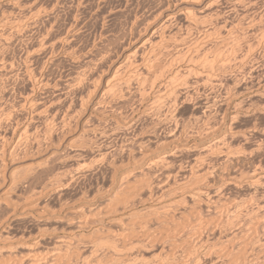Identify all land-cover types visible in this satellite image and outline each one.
Masks as SVG:
<instances>
[{"label":"rangeland","instance_id":"obj_1","mask_svg":"<svg viewBox=\"0 0 264 264\" xmlns=\"http://www.w3.org/2000/svg\"><path fill=\"white\" fill-rule=\"evenodd\" d=\"M176 1L177 0H19V2H16V4L14 3L15 8L13 6L12 10L10 9L6 12V9H4L5 15L17 18L19 17V19L21 20L30 18L29 20H25L27 21L26 23H29V21H31L30 23L35 22L36 25L32 24L35 27H33L31 24H29L30 26L27 25L28 28L23 32H29L30 34H28L29 37H26V39L24 36H28L27 34L23 33L19 35V38L17 36V39L21 42V44L25 41L28 45L32 43L33 45H30L31 48H29L30 46H28L26 42L21 45L18 41H15L13 39L14 42L17 43V47H15L16 45H14L15 43L13 42V45L10 48L11 51H7L10 52L8 53V57L6 54L7 52H3V55L5 56L6 54V58L8 60L12 59V61L16 65V69L13 67L11 71L13 72L14 70V72H16L17 74V77L21 74L23 76H21L23 80L20 76V78L18 77L19 80L17 81L12 78V76L10 77L11 79L8 80L0 77V80L1 78L3 79V82H1L4 84L3 86V84L0 82V86L2 84V86L4 87L3 88L1 86V88L3 89L0 90V108L1 106H4L3 108H1L2 110L0 109L1 111H4L2 114V116H4L1 117L2 127L0 126V134L2 133L0 135V139H2L0 140V177H3L5 180L4 183L0 186V202H2L1 198L4 197L3 193L9 188V186L11 187L12 185V188H9L10 190L8 192L10 197V205L11 207H13L16 205V203L18 204L15 206L17 212L8 215L10 214V207H6L5 205L0 203V222H2L0 225V236L3 237H0V247H9L10 249L12 248V250L10 251V255H6V252H3L5 253H2L3 255L0 254L2 256L6 255L5 258H1L2 256H0V264H2L4 260L9 261L11 259L13 260L9 263L4 262L3 264H12L11 262L15 264L17 260L21 259V256L22 258L24 257L23 255H25L26 258V252L19 249L18 245L22 243L24 245H28L29 243L30 245L36 238L37 228L39 229L40 226L38 225L40 224H37L35 219H22L23 214L20 210L23 208V206L27 205L26 203H28H24V201L29 200L30 203L28 204H33L34 202L36 203L38 201L43 207L49 210V212L55 213V211L57 212L61 210L62 215L60 217H62L64 220L60 222L57 221V223L50 222V225L48 224L47 228L49 232L45 235L46 239L37 248L38 250H36L34 254L37 255V252L40 253L41 251L39 252V250L41 249L43 250L42 252H49L52 250V248H54V237L69 238L74 233H76V230L73 231L74 226H67L66 222H64L69 217L68 214L65 215V213H70L73 210H75L73 212L76 213V210L78 211L79 209L78 213L85 214V211H87V209L90 207H97L100 210V213H108L111 209H113L115 202H117V199L115 197L119 196H117V191L118 187L122 185L120 181L122 177L126 174L129 175V177H131L130 180H132L130 182H133L135 180L138 181L140 180V178V181H144V179L147 180L151 177L149 176L151 174V171L147 172L148 170L146 169V166H151L154 161L156 162L159 158L164 156H167L166 160L168 158L170 159H168L167 162H172L174 165H176L175 168L177 169L178 167L181 168L184 165L182 168L185 167V170H183L182 168L181 169L184 172L188 173L187 171L189 170L188 166L191 162V158H193L194 155L201 154L203 152L204 155L202 154L203 156L201 155L200 159L206 161H202L203 164L205 163V166H215V179H212L213 181L209 180V182L206 183L204 182L205 184L201 182L203 185L200 182V184L198 182H194L193 184L196 183V187L193 184V186L191 185V187H200L201 189H203L202 191H218L216 193L217 196L220 197L221 202L223 201V205L229 203L228 205H225L228 207H232L236 203V201H241V198H243L242 200L246 202L248 193L245 190L243 191L245 187H242L243 184L246 185L248 183L249 185L250 180L251 183H253V181L258 182L260 180V183L263 181L261 185H264V0H199V3L198 1L194 4L190 2L192 5L190 3L187 4L186 1H184V3L180 0H178V2ZM21 4H23V6L25 5V8ZM231 4H234V6H232ZM16 5L21 10L18 9ZM20 6H22L23 8ZM28 6H31L32 9H28ZM35 6L37 8H35ZM183 7L188 9L189 11H195L194 13L192 12L193 14L190 13L191 18H188L189 21L184 20V18L182 20V17L179 18L180 16H177L178 14H180L179 12L184 9ZM39 8L41 11L39 10ZM234 8L235 10H233ZM25 10H27V13H25L27 15L25 16H28L29 13L32 14V12L33 14L36 12H42L41 14L39 13L40 16H38V18L40 17V19L38 20V18L30 14L29 17H25L23 15L24 12H26ZM42 10L44 11V13ZM8 11L13 13H8ZM19 11H21L20 15L22 14L24 18L19 15ZM30 16H32L34 19ZM173 16L178 19L171 18ZM168 18L170 19L168 20ZM192 18H195L194 22L192 21ZM198 20L200 22H198ZM188 22L190 24L189 27H187L189 25L187 24ZM192 22L194 25L192 24ZM32 33L33 36L31 35ZM72 34L75 36L70 40L69 36H71ZM208 35L210 36L209 38ZM43 36L46 37V39L50 37L47 39L48 43L46 42L45 38V40L40 39L39 42V37L43 38ZM203 36L204 38L207 37L208 39L206 38L207 40L203 41ZM60 37L67 38L65 39ZM73 38H75V40ZM21 39H24V41H21ZM43 40L46 45L48 44L47 46L50 49H45L44 51L47 50L46 52H48L47 54H49L52 50L50 59L48 60L50 62L52 60L50 64L48 61H46V57L43 56L46 52L42 50L40 51L38 47L39 44H37L38 42H43ZM35 42H37V46L35 45ZM64 42L66 43V47L64 46ZM163 42H166L167 44L165 43L164 45ZM191 42L193 43V47L191 46ZM189 43L191 45H189ZM204 43H206L205 46L207 48L204 46ZM250 43L252 44L249 45ZM200 44H202L204 47ZM34 45L35 47L32 48V46ZM186 45H188L189 53H187V50H185L187 48ZM199 45L203 49L199 47ZM13 46L15 47V49ZM51 46H53L52 49L50 48ZM24 47H27L26 49L29 50V52L31 51V49H33L34 51H39H31L34 53H31L32 55L29 56L30 60L27 59L28 62L26 63L25 61H22V59L24 60L23 56L25 57V53L27 52ZM248 47L251 49L248 50ZM34 48H36V50ZM180 50L181 52L185 50L187 55H184V51L182 52L184 53L183 57ZM197 50H199L197 52L198 54L202 52L201 54H199L200 56H198V54L196 53ZM178 51L180 53H177ZM176 53L177 55L179 54V56H181H175ZM169 54L171 56H168ZM195 54L197 55V58H199L196 59V57H193L194 60L193 58H189L190 60L188 59L189 61L188 63H186L187 58L189 56L192 57ZM101 55H103L104 57H102ZM164 55L166 56L165 58ZM175 57L179 59L183 57L184 59L180 61L182 59L181 58L178 61V59H175ZM174 59L175 62L178 61L177 64L173 62ZM144 60L146 61V64L143 63L145 62ZM191 60H193L192 62L195 63L191 64ZM228 60V64H225L223 66V64L225 63L224 61ZM13 62L12 64L14 65ZM22 62L25 63V68L24 65H22ZM149 64L150 66H148ZM0 65L2 67L0 68L1 71L5 66L7 67V69L9 68L8 65H5L4 67L2 66L3 64L0 63ZM221 66H223L222 70ZM6 67L1 73H4L5 70H7ZM145 67H147L148 70L146 69L145 71ZM187 67L191 70L193 69L194 73H196L193 75L191 70V74L188 73L189 70ZM30 68H32V71L30 70ZM40 68H42V72H44L43 81L42 79L37 78L39 72L41 71ZM19 69H21L20 72ZM26 69L28 70V73L26 72ZM178 69H182V71L180 72L182 74L179 73L178 75V73L175 72H179L180 70ZM183 69H185L187 75L185 74V71ZM29 70L33 73L34 76H36L35 74H37V76L34 78ZM25 72L29 76H27ZM198 72L200 73V75ZM30 74L32 76H30ZM203 74H208V77L207 75L205 76V78L207 77L206 81L208 83L204 81L205 78ZM131 75H133L134 78H132ZM173 75H176V77ZM136 76L137 78H135ZM13 77L18 79L16 76ZM169 77L172 78V80H168ZM12 79H14L15 81H13ZM5 81L10 83H7ZM39 82H41L42 85L39 84L38 86ZM13 83L15 86L13 85ZM65 86H67L68 88ZM111 86H113L114 88ZM8 87L11 88L13 93L12 91L8 90L10 89ZM110 88L113 89L110 90ZM173 88L175 90H171ZM30 91L34 93L31 94ZM253 92H257V94L261 93V95H259L260 97H256L257 94ZM27 95L30 99L36 98L38 100L37 101L35 99V102H38L36 103L37 105L40 102L37 107L40 108V111L43 110L44 107V113L42 111H36V109L33 107V105H30V103H23L22 100L27 98ZM86 100L88 101V103ZM157 100H159V102ZM153 102L154 104H151ZM150 104L153 105L154 108L151 107ZM233 104L235 105L234 107H232ZM45 108L48 110H46ZM4 109L8 112H6ZM13 112H15L16 114ZM9 113L13 114V116ZM63 113L65 118L64 116L62 117ZM235 113H237L235 115V118H232L231 120L230 117H232V115L234 116ZM67 115L70 117H68L69 121L67 119ZM5 117H7L8 119ZM62 118L65 119L64 121L68 122H66L65 125L62 124L61 127L62 121H59ZM7 121L9 123H6ZM10 121L15 125L13 123L10 124ZM52 121L54 124L52 123ZM66 124L68 125V127H66ZM15 126L16 128H14ZM49 133L52 138L48 136ZM25 141L26 143H24ZM220 141H222V144L219 145V143H221ZM224 142L225 145L223 144ZM15 145L16 147H14ZM222 145L224 146V148ZM218 146L220 147V149ZM227 147H230V150L228 151L234 152L233 154L229 152L231 158L228 157V151L226 154L225 148ZM176 149L184 150L181 151L182 154L178 153V156H168ZM186 149L190 150V153L185 152ZM206 150H209L208 153L206 152ZM204 151L206 153H204ZM206 157L207 159H205ZM2 162L4 164H2ZM177 162L180 164L177 165ZM111 164H113L114 166ZM180 165L182 166L180 167ZM115 168L118 169L116 170ZM113 170L115 171V175L113 174ZM142 171L145 172V175ZM3 172L5 173L3 174ZM132 172L135 174H133ZM141 174H143V177L141 176ZM135 177H137V179H135ZM142 178L144 179L142 180ZM22 179L23 181H21ZM237 179H239V182H237ZM228 182H230V184ZM233 185L236 186L233 187ZM28 186H30V188ZM218 188H221L220 190L222 191L218 190ZM222 188L226 189L224 190L225 192ZM148 191L143 190L140 193L138 192L139 199L136 196L137 199L135 198L136 200L134 202V207L135 209L137 208L136 210L141 211L143 208L152 209L155 207H159V205L160 207H162L169 203V205H167V207L163 209L166 210V208H169V211L173 210L177 213L184 212V210L188 208V204H190L188 203L189 200L187 198L186 199L188 201H186L187 203L184 202L185 204H183V201L180 200V197L181 199L183 198L181 196L183 193H178L175 194L174 197L172 195L169 196L166 200L164 198V200H161L158 198L160 193L157 194L155 192L157 190H154L152 197H150L151 194H149ZM219 192L222 193L218 195ZM141 193H144L145 195L141 196ZM37 194H39V197L36 196ZM40 194H42L43 196ZM221 194H224V197ZM146 195H148V197ZM225 196L228 199H231L228 200L227 198H225ZM236 196L238 199H240L238 200ZM29 197H31L32 199H29ZM221 197H223V199ZM248 199L246 204L242 203L243 206L241 204V206L238 208L239 214L240 210L242 211L240 214V218H238L239 214H235L234 216L237 217L238 220L244 216V218L246 219L247 217L250 218L249 215H252L250 213L253 212L255 213L253 215H256L257 219L251 216V218H254L255 220L251 221L257 222L258 220H262L264 218V211L262 213V210H259V213V211L257 210V213L256 208H254L255 205L252 207V200L249 201L252 198H250L249 200ZM260 199H264V196L260 197ZM260 199L259 201H261ZM160 200L162 203L160 202ZM173 200L175 202H173ZM227 200L228 202H225ZM180 201L182 205L176 208L177 202L178 205H180ZM112 202L114 204H112ZM248 202L252 203L250 207H248ZM230 203H232V206L230 205ZM173 204H176V207H174ZM129 205L124 206L125 211H119V213L110 215L109 217L115 219L122 213L128 214L130 210L134 209V207L132 208V206ZM247 208L250 209L245 211V209ZM202 209L206 210L204 206L202 207ZM206 212L203 213L202 211L199 214V217L203 213L204 215H206V218L203 214L200 217L202 218L201 220L203 222L207 221L209 223L210 219H212L213 221L211 220V222L213 224L211 225L213 227H211L216 231L209 228V230L207 231L209 232L210 229L211 231L208 233L206 230H204L203 233L206 231L204 235H202L203 233L199 231V233L201 234L200 239H185L187 238V236L190 237L191 234L197 231V229L192 230L193 228H195V222L194 224H191V222L194 220H190L191 222L189 220H185L189 221L188 223H190V226L193 225L194 227L191 228L187 223L183 221L185 224H187L188 227H185L186 231L183 229V234L180 235H183V237L185 238L182 239L183 237L180 236V239L176 241L172 240V243L177 242V245L175 243L173 244L178 248H173L174 246L171 241L166 242L164 251L166 249L167 250L165 252L162 251L163 253H160V255L158 254V256H160L159 258L163 259L164 256L166 257L167 255V257L174 258L173 254H176L180 259V255L185 253L184 257L187 259L189 258V255H187L189 251L186 249H191L193 245L197 246V243H199V245L201 244V248H203L200 250L202 254L204 253L205 257L213 258L212 256H214L215 258L216 256L219 258V256H223L222 260L224 259V263L222 264H242V262H246L245 264H264V223L260 225V228L257 227L256 223L255 225L251 223V225V221L249 220L250 222H248L247 220L248 224H246V226H241V228L238 227V225L236 226L235 224L234 226H231V230L229 229L230 226L225 227L223 226V224L219 226V221L221 222V219L224 218V214L218 215V213H215L214 209H212V212L208 211V214L210 216L205 214ZM5 213L7 215H5ZM214 213L216 216L214 215ZM243 213H245L246 215L248 214V216H246L245 214L243 216ZM221 215H223V217H221ZM5 216H7L8 218ZM207 216L210 218L208 219ZM53 217L57 218V215H54ZM217 217L221 219L219 220V218ZM213 218H215L216 221ZM244 218H242L241 221ZM224 219H222V222H224ZM239 222V226L242 225ZM96 223L97 224L94 223L95 225H93L98 227H106V221L103 223ZM3 224L6 225L4 226ZM216 226L218 227V229L215 228ZM235 227L240 228V231L242 232L239 233V229ZM247 227L250 231L247 229ZM188 228H190L194 232L192 233V231L190 229L188 230ZM253 228L255 232L253 231ZM52 229H54L55 232L51 231ZM223 229L224 231H222ZM87 230L85 229L84 231H82V233L86 236H88V233L91 232L89 229ZM226 230H229L228 233ZM187 231L190 232V234ZM230 231H233L231 232L232 235H229ZM211 232L213 234H211ZM237 232L238 234H236ZM246 232H249V235ZM254 233H256V235H254ZM245 234L246 236H248L246 237ZM251 234H253L256 238L252 237ZM225 235H227V241L224 240L226 238ZM6 237L9 238L7 239V241H5ZM237 237L239 239H237ZM219 238L222 241L219 240ZM10 240H12V242H10ZM184 240H186V242ZM198 240L199 242H197ZM215 240H219L220 243L219 241L216 242ZM223 241H226L227 243ZM188 242L189 244H185L183 246L184 243ZM206 242L207 244H205ZM239 242L241 244L239 246L241 247L244 245V247L240 248L238 244H236ZM203 243L205 244L204 246ZM209 243L210 245H218V247H220H216L218 248L216 251H214V249L212 250V248L210 250V246H208ZM232 243H235L236 246ZM231 244L234 247H238L235 248L237 251L234 249V247H232ZM189 245L191 246V248H189ZM199 245L197 247H200ZM181 246L183 248L185 247L184 249L186 251L181 248ZM231 247L235 251H231ZM9 248L7 250H10ZM13 249H16V251H13ZM88 249H86L87 251L85 249L84 251L82 250L83 252L79 250L78 255H80V258L78 262L80 261V259H82L83 257L85 258V256L87 255V257L89 258ZM229 249L231 252L229 251ZM168 250L170 251V253ZM174 250L175 253H173ZM222 250L224 251L222 252ZM226 251H228L227 254H225ZM208 252L209 254L207 255ZM210 252L212 254H210ZM229 252L231 254L233 252V254L231 255ZM260 252L263 253L259 255ZM164 253H166L167 255ZM253 253L256 255H254ZM169 254H171L172 256ZM10 256L12 257L10 258ZM131 256L133 258L136 255ZM225 256L227 258H225ZM7 257L10 259L8 260ZM144 257L148 256L144 255ZM184 257H182L181 260L186 261V259H183ZM110 259L111 258L107 259L109 263L111 262ZM14 260L16 261L14 262ZM22 261L19 260V262H17L19 264H24V262L26 261V264L28 260H24V262ZM105 261L106 260H104L103 264L108 263L107 261V263ZM81 262L82 261H80L79 263ZM170 263L172 264V262Z\"/></svg>","mask_w":264,"mask_h":264},{"label":"bare ground","instance_id":"obj_2","mask_svg":"<svg viewBox=\"0 0 264 264\" xmlns=\"http://www.w3.org/2000/svg\"><path fill=\"white\" fill-rule=\"evenodd\" d=\"M19 2V0H0V63L1 64H3L2 66L4 67L5 65H8V69H7V67H6V69L7 70H5V72L6 71H8L9 69V71L8 72H4V73H1V72H3L4 71V68H3V70L1 71V69H0V77H3V79L5 78V80L7 79H11L10 77L12 76V78H14L16 81L17 80H19V78L22 76L21 74L20 75H18V77H17V74H16V72H14V70H13V72L11 71V69H13V67L15 68V63L12 61V59H9V60H11L13 63H14V65L12 64V62L11 61H9L7 58H6V54H7V57L9 56L8 55V53H10V52H7V51H9L10 50V48L12 47V43L14 42V40L15 41H18V39H17V36H18V38H19V35H21V34H23L24 32L23 31H25V29H27L28 27H27V25H29V24H35V22L34 23H30L31 21H29V23H26L27 21H25V20H21V19H19V17L17 18V17H10L9 15H5V12H4V9H6L5 11L7 12V10H12L13 9V6H14V3L16 4V2ZM21 1V0H20ZM181 2L183 1V3H184V1H186L187 2V4L188 3H190V2H192L193 4L195 3V2H197L198 1V3H199V0H180ZM179 1V2H180ZM202 1V0H201ZM219 1V0H218ZM238 1V0H237ZM176 2H178V0L176 1ZM185 2V3H186ZM216 2V1H215ZM28 3V2H27ZM197 3V4H198ZM19 4V3H18ZM176 4H178V3H176ZM191 4V3H190ZM213 4V3H212ZM229 4V3H228ZM235 4V3H234ZM234 4L232 5V6H234ZM20 5V4H19ZM18 5V6H19ZM22 6H23V4H21ZM182 5V4H181ZM186 5V4H185ZM192 5V4H191ZM190 5V6H191ZM211 5V4H210ZM22 6H20V7H22ZM180 6V5H179ZM184 6V5H183ZM16 7H17V5H16ZM24 8H25V5L23 6ZM22 7V8H23ZM27 7V6H26ZM34 7V6H33ZM14 8H15V6H14ZM18 8V7H17ZM29 8H31V6L29 7L28 6V9ZM35 8H37L36 6H35ZM181 8V7H180ZM184 8V7H183ZM188 8V7H187ZM18 9H20V8H18ZM27 9V8H26ZM27 9V10H28ZM32 9V8H31ZM30 9V10H31ZM34 9V8H33ZM56 9V8H55ZM21 10V9H20ZM27 10H25L26 12H24V16L25 15H27V14H25V13H27ZM30 10H29V12H30ZM36 10V9H35ZM39 10H40V8H39ZM181 10V9H180ZM191 10V9H190ZM233 10H235V8L233 9ZM14 11V10H13ZM16 11V10H15ZM32 11H34V10H32ZM37 11V10H36ZM35 11V12H36ZM41 11V10H40ZM43 11V10H42ZM10 11H8V13H9ZM20 12L21 11H19V15H20ZM22 12H23V10H22ZM28 12V13H29ZM193 12V10L192 11H189L188 9H186V8H184V9H182L179 13L180 14H178L177 16H180L179 18H181L182 20H183V18H184V20H186V21H189L188 20V18L191 16V14L190 13H192ZM195 12V11H194ZM193 12V13H194ZM11 14L13 13V12H10ZM39 13L40 12H36V13H34L33 14V12H32V14H30V15H33L34 17H36V18H38V16H40L39 15ZM42 13V12H41ZM40 13V14H41ZM43 13H44V11H43ZM192 13V14H193ZM18 14V13H17ZM29 14H28V16H25V17H29ZM223 14V13H222ZM18 15V16H19ZM195 15V14H194ZM15 16H16V13H15ZM20 16H22V14L20 15ZM43 16V15H42ZM53 16V15H52ZM57 16V15H56ZM198 16V15H197ZM30 17H32V16H30ZM195 17V16H194ZM22 18H24L23 16H22ZM33 18V17H32ZM57 18V17H56ZM171 18H176V17H171ZM191 18V17H190ZM203 18V17H202ZM30 18H28L27 20H29ZM34 19V18H33ZM40 19V17L38 18V20ZM170 18H168V20H169ZM176 19H178V18H176ZM193 20V22L195 21L194 19L195 18H192ZM197 19H199V18H197ZM204 19V18H203ZM202 19V20H203ZM37 20V19H36ZM35 20V21H36ZM175 21V20H174ZM186 21H182V22H186ZM190 22H191V20H190ZM193 22H192V24H193ZM198 22H200L199 20H198ZM248 22V21H247ZM42 23V22H41ZM176 23V22H175ZM225 23V22H224ZM251 23V22H250ZM184 24V23H183ZM186 24V23H185ZM187 24H189V22L187 23ZM36 25V24H35ZM194 25V24H193ZM201 25V24H200ZM251 25V24H250ZM30 26V25H29ZM33 26V25H32ZM186 26V25H185ZM190 26V24L187 26V27H189ZM245 26H246V24H245ZM33 27H35V26H33ZM178 27H180V26H178ZM254 27V26H253ZM31 28V27H30ZM77 28V27H76ZM186 28V27H185ZM200 28V27H199ZM49 29V28H48ZM187 29V28H186ZM189 29H191V28H189ZM53 30V29H52ZM227 30V29H226ZM252 30V29H251ZM78 31V30H77ZM171 31V30H170ZM185 31V30H184ZM32 32H34V31H32ZM74 32V31H73ZM70 33H72V32H70ZM78 33V32H77ZM184 33V32H183ZM188 33H190V32H188ZM232 33V32H231ZM24 34H30L29 32H25ZM53 34V33H52ZM168 34V33H167ZM32 36H33V33L31 34ZM65 35V34H64ZM63 35V36H64ZM73 35V34H72ZM69 36L70 37V40L72 39V37H74L75 35H73V36ZM207 36V35H206ZM25 37V39H26V37H29V35L28 36H24ZM41 37H42V35H41ZM185 37V36H184ZM210 36L208 35V38H209ZM23 38V37H22ZM46 39V37H44L43 36V38H40L39 37V42H40V39L42 40V39ZM48 38H50V37H48ZM47 38V39H48ZM60 38H65V37H60ZM67 38V37H66ZM65 38V39H66ZM171 38H173V37H171ZM189 38V37H188ZM203 38H204V36H203ZM207 37H205L204 39H203V41L204 40H207L206 39ZM234 38V37H233ZM14 39V40H13ZM30 39V38H29ZM44 39V40H45ZM47 39H46V42H47ZM74 40H75V38H73ZM230 39V38H229ZM257 39V38H256ZM261 39V38H260ZM44 40H43V42L41 41V43H37V42H35V45L37 46V44H39V49H40V51L42 50V51H44L45 49H49L48 48V44L46 45V43L44 42ZM63 40V39H62ZM171 40V39H170ZM21 41H24V39L22 40L21 39ZM34 41H36V40H34ZM38 41V40H37ZM73 41V40H72ZM193 41V40H192ZM195 41V40H194ZM245 41V40H244ZM20 44H21V42L20 41H18ZM26 42V41H25ZM25 42H22V44L23 43H25ZM31 42V41H30ZM56 42V41H55ZM71 42V41H70ZM182 42V41H181ZM186 42V41H185ZM187 42H189V41H187ZM259 42V41H258ZM257 42V43H258ZM15 43V42H14ZM37 43V44H36ZM48 43V42H47ZM65 43V42H64ZM164 43V42H163ZM166 43V42H165ZM165 43H164V45H165ZM183 43V42H182ZM192 43V42H191ZM195 43V42H194ZM199 43V42H198ZM17 43H15L14 45H16ZM21 44V45H22ZM26 44H27V42H26ZM54 44V43H53ZM58 44V43H57ZM57 44H55V45H57ZM167 44V43H166ZM181 44V43H180ZM196 44H197V42H196ZM195 44V45H196ZM209 44V43H208ZM207 44V45H208ZM244 44V43H243ZM246 44V43H245ZM252 43H250L249 45H251ZM21 45H20V47H21ZM25 45V44H24ZM28 45V44H27ZM30 45H33L32 43L30 44ZM30 45H28V46H30ZM35 45L34 46H32V48L33 47H35ZM60 45H61V43H60ZM63 45V44H62ZM66 45V43L64 44V46ZM68 45V44H67ZM70 45V44H69ZM164 45H162V46H164ZM189 45H191L190 43H189ZM195 45H194V47H195ZM200 45H202V44H200ZM199 45V47H201ZM206 45V43H204V46ZM254 45V44H253ZM19 46V45H18ZM27 46V47H28ZM161 46V47H162ZM167 46H169V45H167ZM166 46V47H167ZM187 46V48L185 49V50H187V53H189V51H188V45H186ZM192 47H193V43H192V45H191ZM190 46V47H191ZM198 46V45H197ZM203 46V45H202ZM203 46V47H204ZM14 47V46H13ZM15 47H17V45L15 46ZM15 47H14V49H15ZM23 47V46H22ZM27 47H24L25 48V50L27 51V52H29V50H27L26 48ZM38 47H36V48H38ZM52 47L53 46H51L50 48L52 49ZM55 47V46H54ZM63 47V46H62ZM66 47V46H65ZM159 47V46H158ZM184 47H185V45H184ZM206 47V46H205ZM251 47V46H250ZM254 47V46H253ZM29 48H31V46L29 47ZM28 48V49H29ZM36 48H34L35 50H36ZM164 48V47H163ZM198 48V47H197ZM202 48V47H201ZM200 48V49H201ZM207 48V47H206ZM205 48V49H206ZM235 48V47H234ZM233 48V49H234ZM252 48V47H251ZM251 48H247L248 50H250ZM255 48V47H254ZM71 49V48H70ZM193 49H195V48H193ZM203 49V48H202ZM204 49V50H205ZM246 49V48H245ZM24 50V51H25ZM46 50V51H47ZM50 50V49H49ZM154 50V49H153ZM164 50V49H163ZM166 50V49H165ZM185 50H183L182 52H184ZM237 50V49H236ZM235 50V51H236ZM1 51H2V53H1ZM11 51V50H10ZM12 51H13V49H12ZM25 51V52H26ZM31 51H34L33 49H31ZM29 52V53H25V57L23 56V58H24V60L22 59V61H25V63L26 62H28V60H30L29 59V56H31L32 54L31 53H34V52H36V51H38V50H36V51H34V52ZM46 51H44V52H46ZM52 51V50H51ZM50 51V53L49 54H47L48 52H46V53H44V55L43 56H45L46 57V61H48L49 59H50V54L52 53ZM195 51V50H194ZM199 50H197L196 51V53L198 52ZM201 51V50H200ZM203 51V50H202ZM238 51V50H237ZM3 52H7L6 54H5V56L3 55ZM18 52V51H17ZM23 52V51H22ZM39 52V51H38ZM153 52V51H152ZM180 52H181V50H180ZM179 51L177 52V53H180ZM181 52V53H182ZM208 52V51H207ZM233 52V51H232ZM250 52V51H249ZM168 53V52H167ZM174 53V52H173ZM177 53H176V55L175 56H177V57H180L181 55L183 56V54L184 55H187L186 54V51L184 52V53H182L180 56H179V54L177 55ZM194 53V52H193ZM192 53V54H193ZM202 53V52H201ZM201 53H199V54H201ZM229 53V52H228ZM11 54H13V53H11ZM19 54V53H18ZM30 54V55H29ZM39 54V53H38ZM54 54V53H53ZM145 54V53H144ZM198 54V53H197ZM198 54V56H200ZM236 54V53H235ZM244 54V53H243ZM17 55V54H16ZM242 55V54H241ZM246 55V54H245ZM102 57H104L103 55H101ZM158 56V55H157ZM168 56H171L170 54L168 55ZM192 56V55H191ZM10 57H11V55H10ZM13 57V56H12ZM149 57V56H148ZM153 57V56H152ZM166 56L164 55V58H165ZM177 57H175V59H178V61L180 60V61H182L184 58V56L183 57H181L180 59L179 58H177ZM186 57V56H185ZM195 58L196 57V59H198L197 58V55L195 54V55H193L192 57H188L187 58V62L186 63H188V61L190 60L189 58ZM239 57V56H238ZM18 58H19V56H18ZM89 58V57H88ZM99 58V57H98ZM173 58V57H172ZM194 58H193V60H194ZM233 58V57H232ZM16 59V58H15ZM28 59V60H27ZM105 59V58H104ZM175 59H174V61L173 62H175ZM189 59V60H188ZM92 60V59H91ZM90 60V61H91ZM164 60V59H163ZM168 60V59H167ZM173 60V59H172ZM193 60H191L190 62H191V64L192 63H195V62H192ZM230 60V59H229ZM229 60L228 61H224L225 63L223 64V66L226 64H228V62H229ZM20 61V60H19ZM32 61V60H31ZM145 61V60H144ZM177 61V62H178ZM196 61V60H195ZM234 61V60H233ZM232 61V62H233ZM235 61H236V59H235ZM44 62H45V60H44ZM49 62V64L52 62V60H51V62L50 61H48ZM147 62H148V60H147ZM177 62H175L176 64H177ZM185 62V61H184ZM189 62V63H190ZM241 62V61H240ZM23 63V62H22ZM25 63H23L22 65H24V68H25ZM90 63V62H89ZM97 63H99V62H97ZM142 63V62H141ZM140 63V64H141ZM143 63H145L146 64V61L145 62H143ZM28 64H30V63H28ZM85 64V63H84ZM92 64V63H91ZM144 64V65H145ZM180 64H181V62H180ZM203 64V63H202ZM235 64V63H234ZM204 65V64H203ZM218 65V64H217ZM222 65V64H221ZM44 66V65H43ZM48 66V65H47ZM133 66V65H132ZM148 66H150V64L148 65ZM147 66V67H148ZM175 66V65H174ZM202 66V65H201ZM223 66H221V70H222V67ZM89 67V66H88ZM147 67H145V71H146V69H147ZM167 67V66H166ZM186 67V66H185ZM208 67V66H207ZM0 68H2L1 67V65H0ZM19 68V67H18ZM29 68V67H28ZM150 68V67H149ZM164 68V67H163ZM162 68V69H163ZM188 68V67H187ZM203 68H205V67H203ZM211 68V67H210ZM16 69V68H15ZM32 68H30V70H31ZM41 69V71L39 72V74H38V76H37V74H35L36 76H37V78L38 79H42V81H43V73L44 72H42V68H40ZM86 69V68H85ZM127 69V68H126ZM176 69V68H175ZM220 69V68H219ZM20 70L21 69H19V72H20ZM23 70H25V69H23ZM29 70V72H31ZM83 70V69H82ZM134 70V69H133ZM148 70V69H147ZM158 70V69H157ZM164 70V69H163ZM167 70V69H166ZM178 70H180V69H178ZM184 71H185V69H183ZM187 70V69H186ZM189 70V71H188ZM188 73H190L191 71H192V73H193V75L196 73H194V71H193V69L191 70V69H189L188 68ZM191 70V71H190ZM210 70V69H209ZM16 71V70H15ZM18 71V70H17ZM28 70L26 69V72H27ZM182 71V69L179 71V72H177V71H175L176 73H178V75H179V73ZM18 72V73H19ZM25 72V73H26ZM36 72V71H35ZM135 72V71H134ZM149 72V71H148ZM171 72V71H170ZM174 72V73H175ZM28 73V72H27ZM26 73V74H27ZM32 73V72H31ZM130 73V72H129ZM159 73V72H158ZM199 73V72H198ZM197 73V74H198ZM208 73V72H207ZM211 73V72H210ZM2 74H4V75H2ZM24 74V73H23ZM138 74V73H137ZM136 74V75H137ZM140 74V73H139ZM144 74V73H143ZM170 74V73H169ZM173 74V73H172ZM180 74H182V73H180ZM185 74H186V71H185ZM191 74V73H190ZM196 74V75H197ZM205 74V73H204ZM203 74V76H204V78H205V76L207 75V77H208V74H206V75H204ZM32 75H33V73H32ZM31 74H30V76H32ZM128 75V74H127ZM177 75V74H176ZM176 75H173V76H175L176 77ZM187 75V74H186ZM199 75H200V73H199ZM13 76H16L18 79H16L15 77H13ZM27 76H29L28 74H27ZM34 76V75H33ZM36 76H34V78L36 77ZM129 76H130V74H129ZM132 76V78H134L133 77V75H131ZM134 76H135V74H134ZM141 76V75H140ZM150 76V75H149ZM163 76V75H162ZM169 76V75H168ZM173 76H171V77H173ZM189 76V75H188ZM202 76V75H201ZM210 76V75H209ZM23 77V76H22ZM21 77V79L23 80V78ZM25 77V76H24ZM128 77V76H127ZM142 77V76H141ZM151 77V76H150ZM175 77H173V78H175ZM186 77V76H185ZM206 77V78H207ZM216 77V76H215ZM135 78H137V76L135 77ZM139 78V77H138ZM182 78V77H181ZM206 78H205V82H207L206 81ZM2 78H1V80H0V82L3 80ZM14 79H12L13 81H15ZM201 79V78H200ZM209 79H210V77H209ZM209 79H208V81H209ZM34 80H36V79H34ZM146 80V79H145ZM168 80H172V78H170L169 77V79ZM168 80H167V82H168ZM175 80V79H174ZM203 80H198V81H203ZM11 81V80H10ZM26 81H27V79H26ZM129 81H130V79H129ZM148 81V80H147ZM150 81V80H149ZM184 81H185V79H184ZM3 82V81H2ZM1 82V83H2ZM5 82H7V81H5ZM4 82V83H5ZM35 82V81H34ZM97 82V81H96ZM117 82V81H116ZM120 82V81H119ZM118 82V83H119ZM145 82V81H144ZM152 82H153V80H152ZM172 82V81H171ZM174 82V81H173ZM196 82V81H195ZM213 82V81H212ZM7 83H10V82H7ZM6 83V84H7ZM18 83V82H17ZM32 83V82H31ZM45 83H46V81H45ZM44 83V84H45ZM79 83V82H78ZM208 83V82H207ZM220 83V82H219ZM3 84V83H2ZM2 84H1V86H2ZM6 84H5V86H6ZM39 84H41L42 85V83L41 82H39L38 83V86H39ZM176 84V83H175ZM187 84V83H186ZM194 84V83H193ZM201 84H203V83H201ZM11 85H12V83H11ZM13 85H14V83H13ZM67 85V84H66ZM72 85H73V82H72ZM116 85V84H115ZM120 85V84H119ZM167 85V84H166ZM1 86H0V90L1 89H3L4 87V84H3V88H1ZM15 86V85H14ZM13 86V87H14ZM35 86V85H34ZM158 86V85H157ZM174 86V85H173ZM201 86H203V85H201ZM221 86V85H220ZM17 87V86H16ZM19 87V86H18ZM65 87H67V86H65ZM68 87H69V84H68ZM67 87V88H68ZM72 87V86H71ZM70 87V88H71ZM111 87H113V86H111ZM118 87V86H117ZM145 87V86H144ZM8 88H10V87H8ZM8 88H5V89H8ZM41 88H43V87H41ZM114 88V87H113ZM113 88H110V90H112ZM183 88V87H182ZM13 89V88H12ZM149 89V88H148ZM165 89V88H164ZM181 89V88H180ZM263 89V88H262ZM8 90H10V91H12L11 90V88L10 89H8ZM17 90V89H16ZM43 90V89H42ZM94 90V89H93ZM150 90V89H149ZM171 90H175L174 88L173 89H171ZM264 90V89H263ZM33 91V90H32ZM92 91V90H91ZM145 91V90H144ZM31 92V91H30ZM173 92V91H172ZM178 92V91H177ZM259 92H261V91H259ZM2 93V92H1ZM12 93H13V91H12ZM15 93V92H14ZM32 93H34V92H31V94ZM144 93V92H143ZM165 93V92H164ZM175 93H176V91H175ZM253 93H255V92H253ZM30 94V95H31ZM156 94V93H155ZM228 94V93H227ZM255 94H257V92L255 93ZM5 95V94H4ZM3 95V96H4ZM159 95V94H158ZM178 95V94H177ZM189 95V94H188ZM259 95H261V93L260 94H257L256 95V97L257 96H259ZM262 95H263V93H262ZM1 96V95H0ZM9 96V95H8ZM32 96V95H31ZM144 96V95H143ZM160 96V95H159ZM10 97V96H9ZM260 97V96H259ZM32 98V97H31ZM36 99V98H35ZM35 99L33 98V99H30L29 98V96L27 95V98H25L24 100H22L23 101V103H30V105H33V107L36 109V111H39V112H43V110H44V107L43 106H41V107H43V110H41L40 111V108H38L37 106L40 104V102H39V104L37 105L36 103H38L37 101L35 102ZM88 100V99H87ZM86 100V101H87ZM21 101V100H20ZM158 102H159V100H157ZM162 101V100H161ZM83 102V101H82ZM85 102V101H84ZM175 102V101H174ZM7 103V102H6ZM22 103V102H21ZM87 103H88V101H87ZM155 103H157V102H155ZM2 104V103H1ZM42 104V103H41ZM151 104H154V102L153 103H151ZM150 104V105H151ZM236 104V103H235ZM237 104H239V103H237ZM43 105V104H42ZM84 105H85V103H84ZM149 105V106H150ZM158 105V104H157ZM13 106V105H12ZM49 106V105H48ZM155 106V105H154ZM235 105L233 104V106L232 107H234ZM4 106H1V108H3ZM85 107V106H84ZM151 107H153V105H151ZM0 108V109H1ZM6 108V107H5ZM80 108H82V107H80ZM154 108V107H153ZM46 109V108H45ZM159 109V108H158ZM2 110V109H1ZM0 110V126L2 125V118L1 117H3L2 116V114H3V112L4 111H1ZM5 110V109H4ZM46 110H48V109H46ZM162 110V109H161ZM172 110V109H171ZM6 111V110H5ZM32 111V110H31ZM150 111V110H149ZM156 111V110H155ZM6 112H8V111H6ZM10 112H12V111H10ZM18 112V111H17ZM33 112V111H32ZM13 113H15V112H13ZM44 113V112H43ZM45 113H46V111H45ZM5 114V113H4ZM9 114H11V113H9ZM16 114V113H15ZM171 114V113H170ZM237 113H235L234 114V116L232 115V117H230L231 118V120H232V118H235V115H236ZM6 115V114H5ZM12 116H13V114H11ZM66 115V114H65ZM7 116V115H6ZM64 116V113H63V115H62V117ZM15 117V116H14ZM19 117V116H18ZM68 115H67V119H68ZM169 117V116H168ZM5 118H7V117H5ZM39 118V117H38ZM52 118V117H51ZM54 118V117H53ZM64 118H65V116H64ZM64 118H62V119H60V121L59 122H61V127H62V124L63 125H65V123L66 122H68L69 121V119H68V121H64L65 119ZM70 118V117H69ZM120 118V117H119ZM8 119V118H7ZM12 119V118H11ZM66 119V120H67ZM53 120V119H52ZM139 120V119H138ZM235 120V119H234ZM13 121V120H12ZM15 121V120H14ZM48 121V120H47ZM51 121V120H50ZM55 121V120H54ZM100 121V120H99ZM106 121V120H105ZM11 122V121H10ZM45 122H46V119H45ZM49 122V121H48ZM108 122V121H107ZM6 123H9L8 121L6 122ZM13 122H11L10 124H12ZM52 123H53V121H52ZM57 123V122H56ZM5 124V123H4ZM14 124V123H13ZM18 124V123H17ZM32 124V123H31ZM50 124V123H49ZM54 124V123H53ZM70 124V123H69ZM132 124V123H131ZM15 125V124H14ZM67 125V124H66ZM71 125V124H70ZM116 125V124H115ZM10 126V125H9ZM17 126V125H16ZM16 126L14 127V128H16ZM30 126V125H29ZM28 126V127H29ZM58 126H59V124H58ZM2 127V126H1ZM0 127V128H1ZM11 127V126H10ZM19 127V126H18ZM17 127V128H18ZM47 127V126H46ZM45 127V128H46ZM64 127V126H63ZM66 127H68V125L66 126ZM25 128H26V126H25ZM48 128H50V127H48ZM125 128V127H124ZM128 128V127H127ZM120 129V128H119ZM118 129V130H119ZM17 130V129H16ZM48 130V129H47ZM43 132H45V131H43ZM213 132V131H212ZM29 133V132H28ZM211 133V132H210ZM2 134V133H1ZM0 134V135H1ZM25 135V134H24ZM48 136H50V133H49V135ZM3 137V136H2ZM51 137V136H50ZM202 137V136H201ZM205 137V136H204ZM225 137V136H224ZM4 138V137H3ZM26 138V137H25ZM34 138V137H33ZM49 138V137H48ZM52 138V137H51ZM20 139V138H19ZM22 139H23V137H22ZM21 139V140H22ZM36 139V138H35ZM225 139V138H224ZM0 140H2V139H0ZM231 140V139H230ZM223 141V140H222ZM222 141H220L221 143H219V145L220 144H222ZM51 142V141H50ZM218 142V141H217ZM226 142V141H225ZM225 142L223 143L224 145H225ZM24 143H26V141L24 142ZM35 143V142H34ZM17 144V143H16ZM19 144V143H18ZM32 144V143H31ZM37 144V143H36ZM39 144V143H38ZM50 144H52V143H50ZM1 145V144H0ZM24 145V144H23ZM22 145V146H23ZM40 145V144H39ZM144 145V144H143ZM6 146V145H5ZM18 146V145H17ZM27 146V145H26ZM49 146V145H48ZM223 146V145H222ZM13 147V146H12ZM14 147H16V145L14 146ZM39 147V146H38ZM219 147V146H218ZM47 148H49V147H47ZM223 148H224V146H223ZM227 148H229V149H227ZM227 148H225L226 149V154H227V151L228 150H230V147H227ZM189 149V148H188ZM188 149H186V151L185 152H188V153H190V150H188ZM207 149H209V148H207ZM219 149H220V147H219ZM27 150H29V149H27ZM184 149H180V150H178V149H176L174 152H172L170 155H168V156H178V153L180 154H182V152L181 151H183ZM204 150V149H203ZM1 151V150H0ZM13 151V150H12ZM11 151V152H12ZM193 151V150H192ZM202 151V150H201ZM209 151V150H208ZM208 151L206 150V152L208 153ZM224 151V150H223ZM205 151H204V153H206ZM216 152V151H215ZM229 152L230 151H228V157H230V154H229ZM15 153V152H14ZM37 153V152H36ZM221 153H222V151H221ZM230 153H234V152H230ZM24 154V153H23ZM203 154V152L201 153V154H196V155H194V157L193 158H191V162L189 163V170L187 171L188 173H186V172H184L183 170H185L184 168H182L183 166L182 165H180V167L183 169H181V168H179L178 167V169L177 168H175L176 167V165H174L172 162H167L168 161V159L166 160V157L167 156H164V157H161V158H159L158 159V161H154V163L151 165V166H148V168H147V166H146V169L148 170L147 172H149V171H151V174L149 175V176H151L149 179H144V178H142V180L144 179V181H140L141 180V176L143 177V174L145 175V172H143V174H141V176L139 177L140 178V180H138V181H133V182H130V181H132V180H130L131 179V177H129V175H125V176H123L122 177V179L121 178H119V179H121L120 181H121V186L120 187H118V194H117V196L119 197H115L116 199H117V202H115V205H114V207H113V209H111L108 213H100V210L97 208V207H94V208H86L87 209V211H85V214L84 213H78V211H79V209H78V211L76 210V213H74L73 211H75V210H73V211H71V212H73V213H65V215H67L68 214V219H66L64 222H66V224H67V226L68 225H70V227L71 226H74V228H73V231H75L76 230V233H74L71 237H69V238H53L54 240H53V246H54V248H52V250L51 251H49V252H42L43 250L41 249V250H39V252L40 253H38L37 252V255H35L34 254V252H36V250H38L37 248L43 243V241L46 239L45 238V235H46V233H48L49 232V230H48V228H47V226H48V224L50 223V222H52V223H54V222H56L57 223V221L58 222H60V221H62V220H64L62 217H60L61 215H62V213H61V210L60 211H55V213L54 212H49V210H47L45 207H43L41 204H40V202H34L33 204H28V203H30L29 202V200H26V201H24V203L25 202H28V203H26L27 205L26 206H23V208L20 210L21 211V213L23 214V217H22V219H24V218H31V219H35V221L37 222V224H40V225H38V226H40L39 227V229L37 228V235H36V238H35V240H34V242L33 243H31L30 245H29V243H28V245L27 244H20V245H18V248L19 249H21V250H23V251H25L26 252V258H25V255H23L24 257L23 258H25V259H23L22 258V256H21V259H19L18 257V259L19 260H23L22 262H24V260H28L27 261V263H29V264H103V262H104V260H106L107 262H108V258H111L110 259V263L108 262H106L107 264H168V263H170V262H172V264H222V263H224L223 262V260H222V258H223V256L221 257V256H219V258L218 257H216L215 256V258H214V256H212V255H210V256H212L213 258H211V257H205L204 256V253L202 254V252H201V250L200 249H203V248H201V244L199 245V243H197L200 247H197V246H195V245H193V247L191 248V244L189 245L190 247L189 248H191V249H186V250H188L189 252L187 253V255H189V258H185L184 257V254H181L185 249V247L183 248L182 246H181V248H183L182 250V252L180 253L181 255H183V256H181L180 255V259H179V256L178 255H176V254H173L174 255V258H170V257H167L168 255L166 254V253H164V254H166L167 256L165 257L164 256V258L163 259H160L159 257L160 256H158V254L160 255V253H163L162 251H164V246H165V243L166 242H170L171 241V243H172V240H174V241H176V240H178V239H180V234H183V231L185 230V227L187 228L188 226H190V223H188L190 220H194V221H190L191 222V224L193 223L194 224V222H195V228H193L194 226L193 225H191L190 227L191 228H193L192 230H196L197 229V231L196 232H194V231H192L190 228H188V230L190 229L191 231H192V233L193 234H191L190 235V237H188L187 236V238H185V237H183V235L181 236V237H183L182 239H189V238H196V240L197 239H200L201 238V234L199 233V231H201V233H203V231L204 230H209V228H211V229H214V228H212L213 226L211 225V224H213L212 222H211V220L212 219H210V222L208 223L207 221H205V222H203L201 219L202 218H200L201 216H202V214L204 213V212H206L205 214H207V215H209L208 213V211H210V212H212V209H214V211H215V213L217 214L218 213V215L219 214H224V218L226 219V221H225V219L224 218H222V219H224V222H222V219L221 218H219V217H217V218H219V220L221 219V222L219 221V226L221 225V224H223V226H225V227H229V229H231V226L233 225H235L236 224V226L238 225V227H241V226H246V224H248V222H250L251 220H254V218H251V216L252 217H255L256 219H257V216L255 215H253V214H255V213H250V214H252V215H249V217L250 218H244L245 216H244V214L245 213H243V216L244 217H242V218H244L242 221H241V219H239L238 220V218H240V214H241V210H240V214L238 213V208L241 206V204L243 203H245L246 204V202H247V199L249 198H252V199H248L249 201H251L252 200V203H253V205H252V203L251 202H248V204H249V206L248 207H250V205H252V207L255 205V207L254 208H256V211L258 210H262V213H263V211H264V199H260V197H263L264 195V185H261V183L263 182H261L260 183V180L257 182V181H253V183H251V180H250V183H249V185H248V183L245 185V184H241L242 185V187L243 186H245L244 187V189H243V191L245 190L247 193H248V198L246 199V202H244L242 199L243 198H239L241 201H236V203L232 206L231 204L232 203H230V205L232 206V207H228V206H225V205H228V204H225V205H223V201L221 202V200H220V197L219 196H217V192L218 191H212V192H209L208 190L207 191H202L203 189H201L200 187H197V188H192L191 187V185L194 183V182H209V180H212V179H215V166H213V165H211V166H209V165H206L205 166V163L203 164V162L202 161H204V160H201L200 159V156ZM231 154V155H232ZM3 155V154H2ZM28 155V154H27ZM40 155V154H39ZM204 155V154H203ZM202 155V156H203ZM206 155V154H205ZM221 155H224V154H221ZM226 156V155H225ZM233 156V155H232ZM4 157V156H3ZM27 157V156H26ZM58 157V156H57ZM224 157V156H223ZM53 158V157H52ZM177 158V157H176ZM231 158V157H230ZM57 159V158H56ZM174 159V158H173ZM204 159V158H203ZM205 159H207V157L205 158ZM226 159V158H225ZM228 159V158H227ZM55 160V159H54ZM60 160V159H59ZM170 160V159H169ZM181 160V159H180ZM201 160V161H200ZM229 160V159H228ZM1 162V161H0ZM60 162V161H59ZM201 162H202V164H201ZM204 162H206V161H204ZM175 163V162H174ZM178 163V162H177ZM2 164H4L3 162H2ZM46 164V163H45ZM120 164V163H119ZM127 164V163H126ZM126 164H124V165H126ZM176 164V163H175ZM180 163H178L177 165H179ZM182 164V163H181ZM213 164V163H212ZM47 165V164H46ZM111 165H113V164H111ZM123 165V166H124ZM215 165V164H214ZM114 166V165H113ZM2 167H3V165H2ZM5 167V166H4ZM110 167V166H109ZM80 168V167H79ZM1 169V168H0ZM116 170L118 169V168H115ZM42 170V169H41ZM40 170V171H41ZM46 170V169H45ZM114 171V170H113ZM42 172V171H41ZM44 172V171H43ZM142 172H140V173H142ZM5 172H3V174H4ZM133 173V172H132ZM139 173V172H138ZM114 175H115V171H114V173H113ZM133 174H135V173H133ZM147 174V173H146ZM1 175V174H0ZM45 175V174H44ZM253 175V174H252ZM66 176V175H65ZM113 176V175H112ZM134 176V175H133ZM132 176V177H133ZM22 177V176H21ZM28 177V176H27ZM42 177V176H41ZM83 177V176H82ZM145 177V176H144ZM6 178V177H5ZM15 178V177H14ZM17 178V177H16ZM20 178V177H19ZM26 178V177H25ZM35 178V177H34ZM44 178V177H43ZM52 178V177H51ZM64 178V177H63ZM88 178V177H87ZM86 178V179H87ZM146 178H148V177H146ZM242 178V177H241ZM240 178V179H241ZM258 178H260V177H258ZM12 179H13V177H12ZM18 179V178H17ZM24 179V178H23ZM23 179L21 180V181H23ZM33 179V178H32ZM134 179V178H133ZM135 179H137V177H135ZM217 179V178H216ZM225 179V178H224ZM252 179V178H251ZM42 180V179H41ZM64 180V179H63ZM72 180V179H71ZM70 180V181H71ZM232 180V179H231ZM238 181L237 182H239V179H237ZM257 180V179H256ZM4 178L2 177H0V186L4 183ZM43 181V180H42ZM56 181V180H55ZM213 181V180H212ZM235 181H236V179H235ZM15 182V181H14ZM30 182V181H29ZM65 182V181H64ZM123 182V183H122ZM241 182V181H240ZM18 183V182H17ZM16 183V184H17ZM23 183V182H22ZM26 183V182H25ZM47 183V182H46ZM51 183V182H50ZM49 183V184H50ZM57 183V182H56ZM113 183V182H112ZM111 183V184H112ZM198 183H197V185H198ZM199 183V184H200ZM204 183V184H205ZM229 184H230V182H228ZM227 183V184H228ZM242 183V182H241ZM12 184V183H11ZM44 184V183H43ZM114 184H115V182H114ZM120 184V183H119ZM196 184V183H195ZM195 184H193L194 186H195ZM202 184V183H201ZM209 184V183H208ZM226 184V183H225ZM228 184V185H229ZM232 184H233V182H232ZM231 184V185H232ZM239 184V183H238ZM36 185H37V182H36ZM53 185V184H52ZM65 185H66V183H65ZM192 185V186H193ZM203 185V184H202ZM220 185H222V184H220ZM230 185V186H231ZM13 186H15V185H13ZM20 186V185H19ZM24 186V185H23ZM39 186V185H38ZM60 186H61V184H60ZM119 186V185H118ZM225 186H227V185H225ZM236 186V185H235ZM234 185H233V187H235ZM239 186V185H238ZM25 187V186H24ZM29 188H30V186H28ZM32 187V186H31ZM196 187V186H195ZM220 187H223V186H220ZM241 187V188H242ZM7 188V187H6ZM9 188H12V185H11V187L9 186ZM7 189L4 193H3V198H1L2 199V202H0L1 204H3V205H5L6 207H10V214H8V215H11L12 213H15V212H17V210H16V205H18L16 202V205L15 206H13V207H11V205H10V197H9V190L10 189ZM14 188V187H13ZM26 188V187H25ZM47 188V187H46ZM120 188V189H119ZM200 188V189H199ZM216 188V187H215ZM215 188H213V189H215ZM240 188V187H239ZM246 188V189H245ZM40 189V188H39ZM221 188H218V190H220ZM223 189V188H222ZM16 190V189H15ZM47 190V189H46ZM143 190H149L148 192H149V194H151L150 195V197H152V194L154 193V190H157V191H155L157 194H159L160 193V195H159V199H168V197L169 196H172L173 195V197H174V195L175 194H178V193H183L181 196L183 197L182 199H181V197H180V200H182L183 201V204H185V203H187L186 201H188V203H190V204H188V208L186 209V210H184V212H177L176 213V211H169V208H166V210L165 209H163V208H165V207H167V205H169V203L167 204V205H165V206H162V207H160V205H159V207H155V208H152V209H145V208H143L141 211L140 210H136L135 209V207H134V202H135V200L137 199V197H138V192L140 193V192H142ZM211 190V189H210ZM224 190H226V189H223V191ZM241 190V189H240ZM239 190V191H240ZM25 191H27V190H25ZM116 191V190H115ZM220 191H222V190H220ZM242 191V190H241ZM12 192V191H11ZM148 192H146V193H148ZM225 192V191H224ZM20 193V192H19ZM40 193H42V192H40ZM102 193V192H101ZM145 193V192H144ZM140 194L141 196L142 195H145V194ZM155 193V194H156ZM220 193H222V192H219V194L218 195H220ZM245 193V192H244ZM246 193V194H247ZM44 194H45V192H44ZM54 194V193H53ZM154 194V195H155ZM156 194V195H157ZM26 195V194H25ZM31 195H32V192H31ZM35 195V194H34ZM39 194H37L36 196H38ZM40 195H42V194H40ZM222 196L224 195V194H221ZM226 195V194H225ZM229 195V194H228ZM29 196V195H28ZM43 196V195H42ZM113 196V195H112ZM137 196V197H136ZM147 197H148V195H146ZM158 196V195H157ZM250 196V197H249ZM15 197V196H14ZM17 197V196H16ZM35 197V196H34ZM39 197V196H38ZM48 197V196H47ZM149 197V198H150ZM155 197V196H154ZM165 197H167V198H165ZM224 197V196H223ZM223 197H221L222 199H223ZM113 198V197H112ZM136 198V199H135ZM157 198V199H158ZM188 200H187V199ZM225 198H227L226 196H225ZM224 198V199H225ZM236 198H237V196H236ZM29 199H32L31 197H29ZM37 199V198H36ZM138 199H139V197H138ZM163 199V200H164ZM174 199V198H173ZM228 199V198H227ZM229 199H231V198H229ZM228 199V200H229ZM238 199V198H237ZM238 199V200H239ZM244 199V200H245ZM259 199L261 200V201H259ZM111 200V199H110ZM109 200V201H110ZM161 200H160V202H161ZM228 200L227 201H225V202H228ZM233 200H236V199H233ZM233 200H231V201H233ZM32 201V200H31ZM45 201V200H44ZM138 201V200H137ZM178 201V200H177ZM78 202V201H77ZM114 202V201H113ZM112 202V204H114ZM140 202V201H139ZM144 202V201H143ZM152 202V201H151ZM168 202V201H167ZM173 202H175L174 200H173ZM185 202V203H184ZM224 202V203H225ZM235 202V201H234ZM233 202V203H234ZM23 203V204H24ZM141 203V202H140ZM162 203V202H161ZM0 204V205H1ZM12 204V203H11ZM67 204V203H66ZM130 204V205H129ZM160 204V203H159ZM172 204V203H171ZM180 205H178V202H177V207L174 205V207H176V208H178V206L180 207L182 204H181V201H180V203H179ZM243 204H242V206H243ZM69 205V204H68ZM125 205H129V206H132V208L134 207V209H132V210H130L129 211V213L128 214H124V213H122V214H120L117 218H111V217H109L110 215H114V214H117V213H119V211H125ZM138 205V204H137ZM163 205V204H162ZM229 205V206H230ZM171 206V205H170ZM170 206H168V207H170ZM204 206V208H206V210L204 209H202V207ZM245 206V205H244ZM21 207V206H20ZM247 207V206H246ZM5 208V207H4ZM112 208V207H111ZM172 208V207H171ZM185 208H186V205H185ZM77 209V208H76ZM106 209V208H105ZM128 209V208H127ZM130 209V208H129ZM174 209V208H173ZM181 209V208H180ZM183 209V208H182ZM248 209H250V208H247V209H245V211H247ZM82 210V209H81ZM84 210V209H83ZM171 210V209H170ZM4 211V210H3ZM52 211V210H51ZM203 211V213L201 214V216L199 217V214L201 213ZM258 211H257V213H258ZM82 212V211H81ZM8 213H9V211H8ZM215 213H214V215H215ZM259 213H260V211H259ZM4 214V213H3ZM235 214H239L238 216V218L237 217H235L234 215ZM5 215H7L6 213H5ZM54 215H57V218H54L53 216ZM204 215V214H203ZM212 215V214H211ZM246 215V214H245ZM260 215V214H259ZM263 215V214H262ZM13 216V215H12ZM64 216V215H63ZM205 216V218H206V215H204ZM210 216V215H209ZM213 216V215H212ZM216 216V215H215ZM214 216V217H215ZM237 216V215H236ZM246 216H248V214L246 215ZM5 217H7V216H5ZM66 217V216H65ZM208 217V216H207ZM221 217H223V215H221ZM263 217H264V215H263ZM8 218V217H7ZM104 218V219H103ZM108 218V219H107ZM204 218V217H203ZM210 217H208V219H209ZM212 218V217H211ZM237 218V219H236ZM3 219V218H2ZM53 219H55V220H53ZM215 221H216V219L215 218H213ZM185 220H189V221H185ZM204 220V219H203ZM205 220H207V219H205ZM247 220H248V222H247ZM250 220V221H249ZM106 221V227H98V226H94L95 224H97L96 222H99V223H103V222H105ZM185 223H187L188 224V226H187V224H185ZM213 221V220H212ZM240 221V222H239ZM255 221V220H254ZM254 221H251L250 222V224L251 223H253L254 225H255V223L257 224V227H260V225L262 224V223H264V218L262 219V220H258L257 222H254ZM7 222V221H6ZM9 222V221H8ZM218 222V221H217ZM238 222L239 223H241L242 225H240L239 226V224H238ZM242 222H244V223H242ZM1 223L2 222H0V225H1ZM4 223V222H3ZM95 223V224H94ZM94 224V225H93ZM249 224V225H250ZM4 225V224H3ZM6 225V224H5ZM4 225V226H5ZM50 225V224H49ZM252 225V224H251ZM259 225V226H258ZM7 226H9V225H7ZM11 226V225H10ZM212 226V227H211ZM215 226V225H214ZM218 226V225H217ZM215 227V228H217L218 229V227ZM222 226V227H223ZM248 226V225H247ZM263 226V225H262ZM176 227H178V228H176ZM238 227H235V228H238ZM249 227H253V226H249ZM51 228V227H50ZM242 228V227H241ZM255 228H256V226H255ZM261 228V227H260ZM264 228V227H263ZM262 228V229H263ZM87 230V229H89L91 232L90 233H88L89 235L88 236H86V235H84L83 233H82V231H84V230ZM184 229V230H183ZM211 229H210V231H211ZM222 229V228H221ZM226 229V228H225ZM228 229V228H227ZM234 229V228H233ZM239 229V231H240V228H238ZM247 229H248V227H247ZM246 229V230H247ZM259 229V228H258ZM215 230V229H214ZM232 230V229H231ZM243 230V229H242ZM245 230V231H246ZM249 230V229H248ZM256 230V229H255ZM6 231V230H5ZM51 231H54L55 232V230L54 229H52ZM88 231V230H87ZM186 231V230H185ZM205 231V232H206ZM209 231V232H210ZM216 231V230H215ZM214 231V232H215ZM222 231H224V229L222 230ZM227 231V233H228V231L229 230H226ZM235 231H237V230H235ZM244 231V230H243ZM250 231V230H249ZM253 231H254V228H253ZM262 231V230H261ZM188 232V231H187ZM204 232V233H205ZM208 232V231H207ZM208 232V233H209ZM231 232H233V231H230V233H229V235L231 234ZM242 231H240L239 233H241ZM255 232V231H254ZM189 234H190V232H188ZM204 233L202 234V235H204ZM217 233V232H216ZM221 233V232H220ZM222 233H224V232H222ZM235 233V232H234ZM245 233V232H244ZM247 233V232H246ZM249 233V232H248ZM247 233V234H248ZM256 233H257V231H256ZM256 233H254V235H256ZM10 234V233H9ZM188 234V235H189ZM211 234H213L212 232H211ZM218 234V233H217ZM216 234V235H217ZM236 234H238V232L236 233ZM207 235V234H206ZM222 235V234H221ZM232 235V234H231ZM249 235V234H248ZM247 235V236H248ZM253 234H251V236L252 237H254V238H256L255 236H254ZM184 236H185V234H184ZM226 236V238L224 239V240H226L227 239V235H225ZM233 236H235V235H233ZM238 236V235H237ZM241 236V235H240ZM244 236V235H243ZM245 236H246V234H245ZM246 236V237H247ZM263 236V235H262ZM0 237H2V236H0ZM219 237V236H218ZM230 237H232V236H230ZM3 238V237H2ZM204 238V237H203ZM202 238V239H203ZM222 238V237H221ZM235 238V237H234ZM259 238V237H258ZM258 238H257V240H258ZM263 238V237H262ZM261 238V239H262ZM1 239V238H0ZM7 239H9V238H7L6 237V240L5 241H7ZM181 239V240H182ZM223 239V238H222ZM236 239V238H235ZM237 239H239L238 237H237ZM245 239V238H244ZM13 240V239H12ZM12 240H10V242H12ZM195 240V239H194ZM206 240V239H205ZM213 240V239H212ZM219 240H221L220 238H219ZM219 240H217V241H219ZM240 240H241V238H240ZM249 240V239H248ZM253 240V239H252ZM251 240V241H252ZM256 240V239H255ZM5 241H4V243H5ZM183 241V240H182ZM185 242H186V240H184ZM189 241V240H188ZM202 241H204V240H202ZM216 241V240H215ZM216 241V242H217ZM222 241V240H221ZM227 241V240H226ZM226 241H223V242H225V243H227ZM229 241V240H228ZM239 241V240H238ZM191 242H193V241H191ZM197 242H199V240L197 241ZM208 242V241H207ZM207 242L205 243V244H207ZM214 242V241H213ZM223 242H221V243H223ZM6 243H8V242H6ZM173 243H175V242H173ZM172 243V244H173ZM200 243H201V241H200ZM219 243H220V241H219ZM229 243V242H228ZM257 243V242H256ZM262 243V242H261ZM168 244V243H167ZM176 245H177V242L175 243ZM187 245V244H189V242L188 243H184L183 244V246L184 245ZM193 244V243H192ZM194 244H195V242H194ZM204 243H203V246L205 245ZM215 244V243H214ZM233 245L235 244V243H232ZM231 244V245H232ZM236 244H238V246L239 245H241L240 244V242L239 243H236ZM236 244H235V246H236ZM259 244V243H258ZM17 245V244H16ZM15 245V246H16ZM178 245H179V243H178ZM180 245H181V243H180ZM231 245H229V246H231ZM232 245V247H234ZM256 245V244H255ZM260 245V244H259ZM173 246H174V244H173ZM202 246V247H203ZM208 246H210L209 247V249L211 250V248H212V250L214 249V251H216L219 247H218V245L217 246H215V245H210V243H209V245ZM14 247V246H13ZM166 247H167V245H166ZM216 247H218V248H216ZM223 247H226V246H223ZM228 247V246H227ZM232 247L230 248L231 249V251H233L235 248H238V247H234V249H232ZM240 247V246H239ZM242 247H244V245L243 246H241L240 248H242ZM9 248V247H8ZM8 248H1L0 247V254H2L3 252H6V255L7 254H11V250H12V248L10 249V250H7ZM17 248V247H16ZM89 248V249H88ZM173 248H178L177 246H174ZM221 248H222V246H221ZM259 248V247H258ZM84 249L86 250V249H88V253H89V258L87 257V256H85V258L82 260V259H80V261H82L81 263H79L78 262V260H79V258H80V255H78V253H79V250L81 251V252H83L84 251ZM230 249H229V251H230ZM16 251V249H13V251ZM83 250V251H82ZM167 250V249H166ZM165 250V251H166ZM176 250V249H175ZM175 250H174V252L173 253H175ZM179 250H181V249H179ZM185 250V251H186ZM207 250V249H206ZM209 250V251H210ZM225 250V249H224ZM224 250H222V252L224 251ZM227 250H228V248H227ZM236 250V249H235ZM234 250V251H235ZM87 251V250H86ZM164 251V252H165ZM169 251V250H168ZM172 251H173V249H172ZM177 251V250H176ZM214 251H212V252H214ZM230 251V252H231ZM237 251V250H236ZM20 252V251H19ZM80 252V253H81ZM227 252L228 251H226V253L225 254H227ZM229 252V253H230ZM251 252V251H250ZM264 252V251H263ZM263 252H260L259 253V255H261V253H263ZM22 253V252H21ZM168 253V252H167ZM169 253H170V251H169ZM172 253V252H171ZM177 253V252H176ZM229 253H228V255H229ZM236 253V252H235ZM257 253V252H256ZM3 254H5V253H3ZM2 254V255H3ZM17 254H20V253H17ZM157 254V255H156ZM206 254V253H205ZM209 254V252L207 253V255ZM210 254H212L211 252H210ZM213 254H215V253H213ZM231 254V253H230ZM232 254H233V252H232ZM231 254V255H232ZM254 254V253H253ZM264 254V253H263ZM2 255H0V256H2ZM5 255V256H6ZM15 255V254H14ZM131 255H136L135 257H133L132 258V256ZM144 255L145 256H148V257H144ZM163 255V254H162ZM161 255V256H162ZM169 255H171V254H169ZM206 255V256H207ZM223 255V254H222ZM254 255H256V254H254ZM5 256H2L1 258H5ZM17 256V255H16ZM130 256H131V258H130ZM172 256V255H171ZM178 256V257H177ZM227 256V255H226ZM225 256V258H227ZM264 256V255H263ZM12 256H10V258H11ZM81 257H82V255H81ZM182 257H184L183 259H186V261L185 260H181L182 259ZM221 257V258H220ZM243 257V256H242ZM1 258H0V260H1ZM10 258H8L7 257V259L9 260ZM87 258V259H86ZM248 258V257H247ZM252 258H253V256H252ZM86 259V260H85ZM255 259H257V258H255ZM13 259H11V260H9V261H7V260H4L3 262H2V264L5 262H10V261H12ZM19 260H17L18 262H19ZM189 260H190V262H189ZM226 260V259H225ZM228 260V259H227ZM251 260V259H250ZM16 260H14V262H15ZM16 261V263L15 264H17L18 262ZM181 261V262H180ZM182 261H184V262H182ZM22 262H20V263H22ZM26 262V261H25ZM25 262H24V264H25ZM162 262V263H161ZM229 262H230V260H229ZM259 262V261H258ZM0 263H1V261H0ZM7 263V264H8ZM12 264H13V262H11ZM26 263V264H27ZM246 262H242V264H245ZM254 263V262H253ZM19 264V263H18ZM23 264V263H22ZM105 264V263H104ZM171 264V263H170ZM249 264V263H248ZM256 264V263H255Z\"/></svg>","mask_w":264,"mask_h":264}]
</instances>
